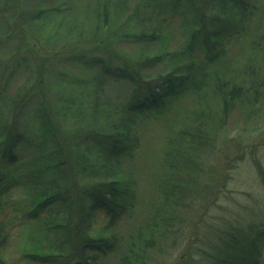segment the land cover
<instances>
[{"label": "trees", "instance_id": "1", "mask_svg": "<svg viewBox=\"0 0 264 264\" xmlns=\"http://www.w3.org/2000/svg\"><path fill=\"white\" fill-rule=\"evenodd\" d=\"M30 1L0 0V47L24 46L12 57L27 74L5 98L12 57L0 61V264H152L198 182L199 152L235 109L264 108V29L246 38L257 0ZM176 17L183 39L174 45ZM242 36L241 68H215ZM185 96L192 104L170 116L157 202L124 235L121 222L140 203L134 162L145 120ZM218 174L210 202L226 168ZM255 215L246 224L198 218L189 260L261 264L264 212Z\"/></svg>", "mask_w": 264, "mask_h": 264}, {"label": "rangeland", "instance_id": "2", "mask_svg": "<svg viewBox=\"0 0 264 264\" xmlns=\"http://www.w3.org/2000/svg\"><path fill=\"white\" fill-rule=\"evenodd\" d=\"M13 1L19 2L22 6L33 3L30 0ZM256 6L257 9L254 10L251 19V29L246 38H251L264 29V0H257ZM179 18L172 19L168 29L175 38L174 45L183 39ZM1 23L0 18V25ZM243 39V36L233 39L228 46V52L213 66L221 70L227 66V72L239 70L244 61ZM17 44L16 42L14 45ZM1 45L0 61L5 62L12 57L15 48L12 46L14 49L12 52L9 50L11 44ZM23 51L24 46L21 45L13 55L18 59L23 55ZM13 59L12 57V61ZM12 61L6 66V70L8 73L11 71V74L6 73L3 78L5 98L13 95L20 82L27 76L21 72L20 65H15L17 61ZM112 86L108 92L118 89ZM182 103L192 104V99L185 96L183 101L176 100L172 107L170 106L171 110L169 108L166 113L145 120L142 142L134 162L140 203L130 218L126 217L121 222L120 229L124 235L131 233L135 221L140 222L145 217V211L151 208L149 206L157 202V187L163 178V171L159 166L160 155L165 142L173 135L169 129L172 125L171 113ZM247 111L249 109H235L227 119L225 131L217 136L212 147L199 152V170L195 174L199 183L194 181V188L186 197L184 206L178 208L181 213L180 222L172 232L165 235L161 248L155 250V261L153 260L152 264H193L188 255L192 253L194 249L192 244L195 241H190L189 233L192 232L194 222L201 216L205 219V223L210 222L211 225L229 222L246 224L249 220L255 219V212H264V186L251 155V153L255 155L254 157L264 168V108L257 112ZM230 161H233V166L227 170ZM221 167L226 168V178L218 184V189L215 191L216 198L210 202L215 196L208 188L215 186L216 178L220 179L218 173ZM261 264H264V250Z\"/></svg>", "mask_w": 264, "mask_h": 264}]
</instances>
